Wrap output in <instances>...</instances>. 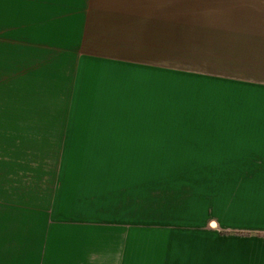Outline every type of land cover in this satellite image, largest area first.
Returning <instances> with one entry per match:
<instances>
[{
	"label": "rangeland",
	"instance_id": "rangeland-1",
	"mask_svg": "<svg viewBox=\"0 0 264 264\" xmlns=\"http://www.w3.org/2000/svg\"><path fill=\"white\" fill-rule=\"evenodd\" d=\"M104 1L0 0V264H264V0Z\"/></svg>",
	"mask_w": 264,
	"mask_h": 264
},
{
	"label": "crops",
	"instance_id": "crops-1",
	"mask_svg": "<svg viewBox=\"0 0 264 264\" xmlns=\"http://www.w3.org/2000/svg\"><path fill=\"white\" fill-rule=\"evenodd\" d=\"M123 6H125V7H123ZM36 7L38 8L39 12L41 10L44 11V9H41L39 6H34L33 8H36ZM123 8H125V9H123ZM107 17H110V18L112 17L113 19H115V21L108 22L106 20ZM136 17L137 16L135 15L134 6H133V0H128L125 3L118 2L117 4H114L112 2H109L108 0H105L104 2H101L99 4L98 13L95 14L91 18V20H95L96 27H95V29L92 32H90L89 37L86 38L85 40H83L84 41L83 46L82 45H81V47H77L76 46V41H75L76 38H75V36L72 35L73 33L69 35V33L71 32L69 26H68V28H69L70 32L68 31V32H62V33L66 36V42L65 43L67 45V48H69L70 50H73L71 47L73 45H75L73 51H77L78 52L81 49L83 51L91 52V41H93V40L96 41L97 38H100L99 34H100V31L103 29V27L101 25H98V24H105V25L110 24V25L116 26L124 18H129L130 20L135 21ZM96 18H100V19L96 20ZM22 20H25V19H22ZM93 27H94V25H93ZM48 28H51L53 30L52 26L51 27L46 26L45 29L42 30V31H39V28L37 30H33L29 26V31L26 32V36L29 35L33 39H32V41H28V42L31 43V45H33L35 42H45L46 40L44 39L45 37L43 36V32L46 33V31H49ZM55 31H56V33L53 30V32L55 33V37L52 38V41H48V40L46 41L47 44L49 45V47L46 50H44L45 52H49V51H51V49H54L56 47L60 48L59 45L61 44V40L57 36V33H59V32L56 29H55ZM42 37H44V38L40 39ZM182 74H184V73H182ZM184 75H187V74H184Z\"/></svg>",
	"mask_w": 264,
	"mask_h": 264
},
{
	"label": "bare ground",
	"instance_id": "bare-ground-1",
	"mask_svg": "<svg viewBox=\"0 0 264 264\" xmlns=\"http://www.w3.org/2000/svg\"><path fill=\"white\" fill-rule=\"evenodd\" d=\"M43 33H45V32H43ZM43 35H45V34H43ZM28 39H30V40H32L33 38H31L29 35H27L26 36V38L24 39V40H28ZM38 44H44L43 42H37ZM77 46V45H76ZM75 47V45H73L71 48H74Z\"/></svg>",
	"mask_w": 264,
	"mask_h": 264
}]
</instances>
